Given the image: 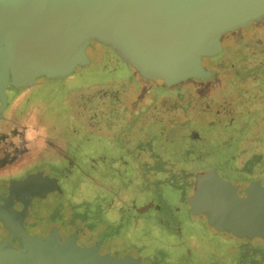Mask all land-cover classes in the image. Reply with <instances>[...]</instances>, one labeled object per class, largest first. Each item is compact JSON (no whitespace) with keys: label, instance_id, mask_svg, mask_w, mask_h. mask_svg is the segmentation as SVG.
<instances>
[{"label":"water","instance_id":"95a60500","mask_svg":"<svg viewBox=\"0 0 264 264\" xmlns=\"http://www.w3.org/2000/svg\"><path fill=\"white\" fill-rule=\"evenodd\" d=\"M264 20V0H0V119L7 89H28L71 76L87 64L96 43L114 52L143 80L172 88L212 80L201 61L217 57L220 40ZM197 137V135H195ZM192 215L238 238H264V188L251 183L245 198L213 171L195 177ZM0 220L21 249L0 245V264H140L100 256L70 241L58 245L26 234L0 206Z\"/></svg>","mask_w":264,"mask_h":264},{"label":"flooded vegetation","instance_id":"af4514ba","mask_svg":"<svg viewBox=\"0 0 264 264\" xmlns=\"http://www.w3.org/2000/svg\"><path fill=\"white\" fill-rule=\"evenodd\" d=\"M263 23L264 20L220 40L219 55L226 52L230 57L237 56L234 60L241 65L240 74H247L252 68L248 65L253 58L252 42L264 33ZM236 47L241 48L239 54L235 52ZM85 55L87 64L96 60L97 66L107 65L104 54L96 48ZM214 58H209L211 63ZM257 67V73H263L264 66ZM91 75L95 73L90 69L81 72L76 85ZM76 85L69 91H75ZM46 93L55 97L49 91L33 93L7 89V106L0 119V206L32 237L45 239L55 232L58 245L70 241L77 250L94 249L100 256L130 257L140 264H152L144 262L143 256L149 251L155 253V264H172L170 259L175 254L171 249H175L185 252L182 261L187 262L194 253L191 245L196 239L200 240L201 235L183 225L178 215L177 202L184 193L178 189L177 194L168 197L170 191L162 184L152 183L143 167L144 159L139 161L131 157L117 145H82L77 138L67 137L58 138V143L52 147L46 146V134L24 126L28 110L41 97L45 98ZM56 98L58 100L57 95ZM193 133L183 134L182 138L189 142L183 144L184 147H190L201 156L217 149L210 148L209 135L201 142L210 144L207 150L194 147V141L201 136L196 132L198 136L195 137ZM219 170L227 175L223 168ZM223 180L236 189L240 199L245 198V190L253 182L264 188V180L258 178L245 183ZM209 227L210 237L204 239L210 241L216 251L213 260L216 264H264V238H238ZM6 243L16 250L21 249L20 240L10 239L0 220V245Z\"/></svg>","mask_w":264,"mask_h":264},{"label":"rangeland","instance_id":"374dc122","mask_svg":"<svg viewBox=\"0 0 264 264\" xmlns=\"http://www.w3.org/2000/svg\"><path fill=\"white\" fill-rule=\"evenodd\" d=\"M252 46L253 58L251 63L248 62L252 68L247 74H240L241 65L234 60L237 56L233 58L223 52L218 61L211 63L209 58L201 61L204 71L214 74L212 80H190L165 88L143 80L120 60L117 61V55L108 48L90 43L85 52L88 54L96 48L104 54L106 66H97V61L92 60L89 64L77 66L68 78L18 89L19 92L33 93L49 91L58 96V100L49 93L45 94V98L41 97L28 110L24 126L32 127L41 135L46 134L45 144L49 147L57 144L58 138L64 140L67 137L77 138L82 145H117L131 157L139 161L143 158L147 173L149 164L156 158L155 153L171 145L189 143L182 138L185 132H194L197 136L198 132L200 140L194 141L193 146H201L203 150L210 145L201 143L208 135L212 145L210 148L224 150L230 149L231 139L241 136L242 144L235 148L234 166L242 168L246 162L252 161L253 155H258L261 161L254 169L252 178L264 180V117L257 114L249 122L245 121L246 116L251 117L264 108V71L257 73V66H264V33L253 40ZM240 51L241 48H235L236 54ZM89 69L95 75L85 80L86 83L76 85L81 72H89ZM231 82L234 89L229 90ZM74 84L76 89L70 92L69 88ZM179 92L184 93V99L177 96ZM208 156L209 153L201 156V160L206 162L199 167L204 172L213 169L228 180L227 175L216 168L218 166H211L210 160L206 159ZM195 176L197 174L184 178V183L187 180L185 192L178 199L177 206L183 225L196 231L202 240L196 239L191 245L194 253L187 258V262L182 261V253L185 252L171 249L175 254L170 259L172 264H210L216 256L210 241L204 239L210 237L205 216L189 213L187 199L195 194ZM172 190L170 192L177 194L176 190ZM143 257L144 262L156 263L155 253L149 251Z\"/></svg>","mask_w":264,"mask_h":264},{"label":"trees","instance_id":"16d2710c","mask_svg":"<svg viewBox=\"0 0 264 264\" xmlns=\"http://www.w3.org/2000/svg\"><path fill=\"white\" fill-rule=\"evenodd\" d=\"M219 57L220 56L215 57L213 60L218 61L220 60ZM117 60H119L118 56ZM86 79L87 78H85V80ZM86 82L87 81H83L81 85ZM231 86H234L232 82L229 83V90L234 89V87ZM177 96L180 99H184L183 92H179ZM259 112L256 111L251 117L246 116V123L257 114H259L258 116L264 117V108ZM240 139L241 136L231 139L228 146V148H230L229 150L215 149L211 153L209 152L210 156L206 159L207 161L210 160V164H212L211 166H218L219 169L220 167L223 168L224 172L228 175L229 180L245 183L252 179L254 169L260 164L261 160L258 155H253L250 163L246 162L242 168H236L234 166L236 153L235 148L237 147L238 149V147L242 144ZM155 157L156 158L149 164V177L151 178L152 183L156 182L157 184H162L166 189L171 188L168 191H173L172 189H179L182 193H184L187 181L186 180L184 183V178L186 179V176L191 178L194 174L196 175L204 172L199 166H202L206 161L201 160V156L199 154H195L190 147L171 145L162 151L155 153ZM171 194H173V192H168L167 196L169 197Z\"/></svg>","mask_w":264,"mask_h":264}]
</instances>
